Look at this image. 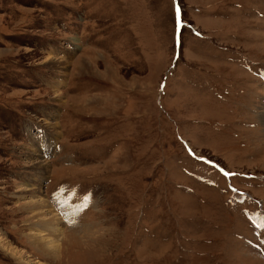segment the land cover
I'll use <instances>...</instances> for the list:
<instances>
[{"label":"rangeland","instance_id":"rangeland-1","mask_svg":"<svg viewBox=\"0 0 264 264\" xmlns=\"http://www.w3.org/2000/svg\"><path fill=\"white\" fill-rule=\"evenodd\" d=\"M263 113L264 0H0V264H264Z\"/></svg>","mask_w":264,"mask_h":264},{"label":"bare ground","instance_id":"bare-ground-1","mask_svg":"<svg viewBox=\"0 0 264 264\" xmlns=\"http://www.w3.org/2000/svg\"><path fill=\"white\" fill-rule=\"evenodd\" d=\"M262 117L264 121V113ZM51 126L56 128V125H54V123H52ZM55 134L57 136L56 130ZM50 145L52 146V144ZM36 165L37 172L42 176L39 178L36 177L35 179V182L38 185V190L37 186L29 189L30 195L28 197L31 198L29 201V207L33 211V217L37 218L36 221H38V229L35 230L34 234H32V237L34 238L35 243L41 248V251L46 253V256H52L56 258L62 248V244L60 243L64 238V236L62 235L63 228H61L57 223L58 214L54 212L51 205L49 204V199L43 195L44 192L40 188V185L45 177V175L43 174L47 173L48 171V163L46 161H38ZM24 263L30 264V262ZM36 264L39 263L36 262Z\"/></svg>","mask_w":264,"mask_h":264},{"label":"snow or ice","instance_id":"snow-or-ice-1","mask_svg":"<svg viewBox=\"0 0 264 264\" xmlns=\"http://www.w3.org/2000/svg\"><path fill=\"white\" fill-rule=\"evenodd\" d=\"M177 11L179 12V10H177ZM201 159H203V158H201ZM209 163H211V161H209ZM221 171L223 172V174H224L226 177H228V176H232V175H236V174H234V173H230V172L224 171L223 169H221Z\"/></svg>","mask_w":264,"mask_h":264},{"label":"crops","instance_id":"crops-1","mask_svg":"<svg viewBox=\"0 0 264 264\" xmlns=\"http://www.w3.org/2000/svg\"><path fill=\"white\" fill-rule=\"evenodd\" d=\"M56 127H57V123H56ZM51 136H52V138H55V137L58 138L59 135L56 136V135H53V134H52Z\"/></svg>","mask_w":264,"mask_h":264}]
</instances>
